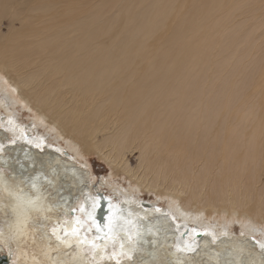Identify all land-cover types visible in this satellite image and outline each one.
<instances>
[{"label": "bare ground", "instance_id": "obj_1", "mask_svg": "<svg viewBox=\"0 0 264 264\" xmlns=\"http://www.w3.org/2000/svg\"><path fill=\"white\" fill-rule=\"evenodd\" d=\"M261 245L264 0H0L9 264H264Z\"/></svg>", "mask_w": 264, "mask_h": 264}, {"label": "rangeland", "instance_id": "obj_2", "mask_svg": "<svg viewBox=\"0 0 264 264\" xmlns=\"http://www.w3.org/2000/svg\"><path fill=\"white\" fill-rule=\"evenodd\" d=\"M2 23L4 25L2 30L4 31L5 34H7L8 33V28L7 27L9 25V23H8V21L5 18H4V21L2 20ZM28 115H29V113L20 111L19 116H18V122L20 124H22L23 126H27V125L31 126L32 122H31L30 118L28 117ZM38 130L41 133L43 132L41 127ZM48 141H49V143L56 144L50 138H48ZM137 158H138L137 154L136 155L135 154L134 155H129V159L131 160V163H132L133 167H136L137 164H138ZM89 160H90L91 166H92L91 173H92L93 176L97 177V181H99V179H101V176H105V175H107L109 173V171H108L109 168L107 167L106 163H104V161L100 160L98 156H93V157L89 158ZM106 177H108V175ZM121 177L122 176H119V178L117 177L118 181H120V184H123L127 188L128 187L127 181H124L123 178H121ZM105 191L108 192L107 189ZM140 197L142 199H144L145 201H147L146 203H149V202H152V201H149V200L153 199L154 194H152V193H144V194L140 195ZM163 205H166V204L165 203L164 204L161 203V206H163ZM236 228L239 229L240 228L239 225H236ZM236 228H235V230H236ZM237 231L239 232V230H237Z\"/></svg>", "mask_w": 264, "mask_h": 264}, {"label": "water", "instance_id": "obj_3", "mask_svg": "<svg viewBox=\"0 0 264 264\" xmlns=\"http://www.w3.org/2000/svg\"><path fill=\"white\" fill-rule=\"evenodd\" d=\"M0 264H9L8 257L0 255Z\"/></svg>", "mask_w": 264, "mask_h": 264}, {"label": "snow or ice", "instance_id": "obj_4", "mask_svg": "<svg viewBox=\"0 0 264 264\" xmlns=\"http://www.w3.org/2000/svg\"><path fill=\"white\" fill-rule=\"evenodd\" d=\"M99 230V229H98ZM261 247H264V245H261Z\"/></svg>", "mask_w": 264, "mask_h": 264}]
</instances>
